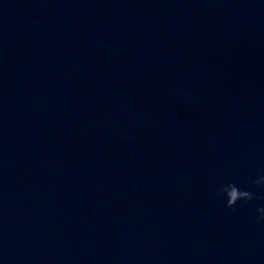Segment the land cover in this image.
Masks as SVG:
<instances>
[{
  "label": "water",
  "instance_id": "1",
  "mask_svg": "<svg viewBox=\"0 0 264 264\" xmlns=\"http://www.w3.org/2000/svg\"><path fill=\"white\" fill-rule=\"evenodd\" d=\"M0 264H247L110 174L0 123Z\"/></svg>",
  "mask_w": 264,
  "mask_h": 264
},
{
  "label": "clouds",
  "instance_id": "2",
  "mask_svg": "<svg viewBox=\"0 0 264 264\" xmlns=\"http://www.w3.org/2000/svg\"><path fill=\"white\" fill-rule=\"evenodd\" d=\"M248 181L254 187L264 188V174L255 178L249 176ZM217 194L224 199L225 206L230 209H235L238 202L250 203L261 198L255 192L239 187L235 182L220 184L217 188ZM256 211L258 213L257 222H264V206L258 207Z\"/></svg>",
  "mask_w": 264,
  "mask_h": 264
}]
</instances>
